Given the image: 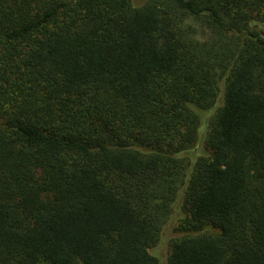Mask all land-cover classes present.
<instances>
[{
    "label": "trees",
    "instance_id": "16d2710c",
    "mask_svg": "<svg viewBox=\"0 0 264 264\" xmlns=\"http://www.w3.org/2000/svg\"><path fill=\"white\" fill-rule=\"evenodd\" d=\"M176 204L166 264H264V0H0V264H160Z\"/></svg>",
    "mask_w": 264,
    "mask_h": 264
},
{
    "label": "rangeland",
    "instance_id": "374dc122",
    "mask_svg": "<svg viewBox=\"0 0 264 264\" xmlns=\"http://www.w3.org/2000/svg\"><path fill=\"white\" fill-rule=\"evenodd\" d=\"M142 0H135V2L140 3ZM186 213L183 209L179 208V205H175V209L170 222H168L162 231V237L158 244L152 247L150 250L160 256V264H166L165 257L166 254L171 249L172 240L181 237L185 233H191V231L186 229ZM191 230V229H190ZM202 231H215L213 227L206 226Z\"/></svg>",
    "mask_w": 264,
    "mask_h": 264
}]
</instances>
